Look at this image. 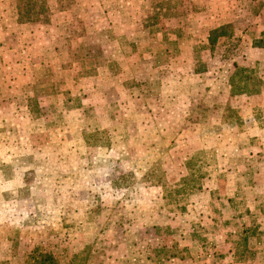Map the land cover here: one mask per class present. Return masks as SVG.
Wrapping results in <instances>:
<instances>
[{"label": "rangeland", "instance_id": "1", "mask_svg": "<svg viewBox=\"0 0 264 264\" xmlns=\"http://www.w3.org/2000/svg\"><path fill=\"white\" fill-rule=\"evenodd\" d=\"M46 3L0 0V264H264V0Z\"/></svg>", "mask_w": 264, "mask_h": 264}, {"label": "trees", "instance_id": "2", "mask_svg": "<svg viewBox=\"0 0 264 264\" xmlns=\"http://www.w3.org/2000/svg\"><path fill=\"white\" fill-rule=\"evenodd\" d=\"M16 7V17L18 22H34L38 15L49 16V7L47 6L46 0H14ZM165 4V1H164ZM156 5V3H154ZM47 21V18L45 19ZM227 36L228 38L237 41V37H233L230 34V28L227 24L223 23L213 28H209L206 37V43L209 50L213 48V45L216 42L217 37ZM262 40H254V44L262 45ZM233 43H230L229 48H233ZM257 45V46H260ZM233 71L228 76V84L232 89L233 94H241L249 96L255 94L259 90V85L262 81L259 80V76L255 73V70L248 69L236 64L235 61L231 63ZM243 230H248L243 229ZM245 238V237H243ZM244 240V239H243ZM30 264H57L56 259L50 253H41L34 251V254L31 256Z\"/></svg>", "mask_w": 264, "mask_h": 264}, {"label": "crops", "instance_id": "3", "mask_svg": "<svg viewBox=\"0 0 264 264\" xmlns=\"http://www.w3.org/2000/svg\"><path fill=\"white\" fill-rule=\"evenodd\" d=\"M219 7L220 8L218 10H216V11H213L212 12L210 10V12L209 11H207V12H209V14L212 13V15L215 14V13L216 14L217 13L227 14L228 13L227 11L230 9V7H228V5L226 3H223L222 5H219ZM258 9L259 10H256V12L254 13L255 17H258V21H255L254 28L252 29V31H250L247 28L248 31L253 32V34L254 33H257V34H255V35L252 36V39L253 40L250 38V40H249L248 43H246V42L244 43L245 45H247L246 46L247 47V50H248L247 52L249 53V54H247V52H245L244 54H246V55L244 56V58L247 59V60H249V61L255 62V63H257V62H264V40H262V42H263L262 45H260V44H256L255 45L254 44V40L256 42V38H257V40L259 38H261L262 35H263L261 33L264 32V19L262 18V17H264V13H263L262 10H260V8H258ZM66 11H69V10H66ZM66 11L65 10H58V9H56V11L54 12V14L55 15H57V13L58 14H64ZM209 23H211V25H209ZM223 23H225V22L222 21L220 24H223ZM220 24H213L211 20L209 21V19L206 22V25L208 26V28H213L214 26H218ZM19 25H24V23H19ZM28 27L31 28L30 25H28ZM30 31H31V29H30ZM64 36H65V34H64ZM219 37L223 38L224 36H219ZM48 44H51V48H52V51L54 53V56L56 55L55 57H57V53H56L57 50L54 48L55 45L54 44L52 45V42H48ZM257 45H260V46H257ZM31 61H33V60H31ZM19 63L20 62H18V65H19ZM114 75L115 74H113L112 77Z\"/></svg>", "mask_w": 264, "mask_h": 264}]
</instances>
